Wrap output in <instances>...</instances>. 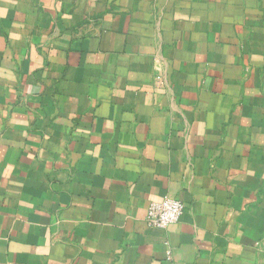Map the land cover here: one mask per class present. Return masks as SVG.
<instances>
[{"label": "crops", "instance_id": "0c3cea01", "mask_svg": "<svg viewBox=\"0 0 264 264\" xmlns=\"http://www.w3.org/2000/svg\"><path fill=\"white\" fill-rule=\"evenodd\" d=\"M0 264H264V0H0Z\"/></svg>", "mask_w": 264, "mask_h": 264}, {"label": "built area", "instance_id": "2783aa9c", "mask_svg": "<svg viewBox=\"0 0 264 264\" xmlns=\"http://www.w3.org/2000/svg\"><path fill=\"white\" fill-rule=\"evenodd\" d=\"M185 205L182 201L166 196L148 206L146 220L152 227L167 228L180 221L185 212ZM171 255V251H168Z\"/></svg>", "mask_w": 264, "mask_h": 264}]
</instances>
